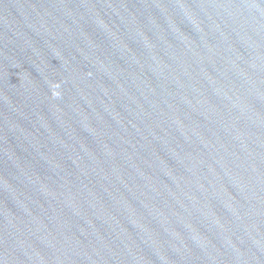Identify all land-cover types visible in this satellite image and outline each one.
<instances>
[{
  "label": "water",
  "instance_id": "95a60500",
  "mask_svg": "<svg viewBox=\"0 0 264 264\" xmlns=\"http://www.w3.org/2000/svg\"><path fill=\"white\" fill-rule=\"evenodd\" d=\"M0 264H264V0H0Z\"/></svg>",
  "mask_w": 264,
  "mask_h": 264
}]
</instances>
